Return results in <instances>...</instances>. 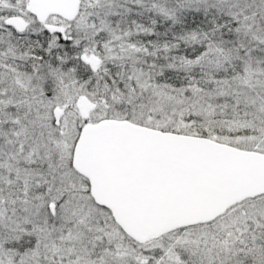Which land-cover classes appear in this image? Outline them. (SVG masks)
Wrapping results in <instances>:
<instances>
[{"label": "snow or ice", "instance_id": "6c2138e0", "mask_svg": "<svg viewBox=\"0 0 264 264\" xmlns=\"http://www.w3.org/2000/svg\"><path fill=\"white\" fill-rule=\"evenodd\" d=\"M0 264H264V0H0Z\"/></svg>", "mask_w": 264, "mask_h": 264}]
</instances>
